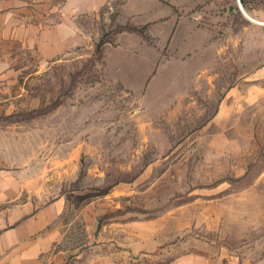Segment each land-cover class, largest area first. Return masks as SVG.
Masks as SVG:
<instances>
[{
  "label": "rangeland",
  "instance_id": "374dc122",
  "mask_svg": "<svg viewBox=\"0 0 264 264\" xmlns=\"http://www.w3.org/2000/svg\"><path fill=\"white\" fill-rule=\"evenodd\" d=\"M243 8L112 0L78 16L67 51L17 69L1 142L75 218V256L233 248L264 232V0Z\"/></svg>",
  "mask_w": 264,
  "mask_h": 264
},
{
  "label": "crops",
  "instance_id": "0c3cea01",
  "mask_svg": "<svg viewBox=\"0 0 264 264\" xmlns=\"http://www.w3.org/2000/svg\"><path fill=\"white\" fill-rule=\"evenodd\" d=\"M108 2L112 0H0V264H264V232L233 248L166 255L111 244L75 256V218L65 219L62 201L47 203L46 176L17 173L16 159L1 142L15 130L9 121L16 113L17 69L31 64L33 56L42 66L49 53L67 51L83 32L78 16Z\"/></svg>",
  "mask_w": 264,
  "mask_h": 264
},
{
  "label": "water",
  "instance_id": "95a60500",
  "mask_svg": "<svg viewBox=\"0 0 264 264\" xmlns=\"http://www.w3.org/2000/svg\"><path fill=\"white\" fill-rule=\"evenodd\" d=\"M239 5H240V9L244 12V14H246V12H245V10H244V8H243V5H242V3H241V0H239ZM247 15V14H246Z\"/></svg>",
  "mask_w": 264,
  "mask_h": 264
},
{
  "label": "trees",
  "instance_id": "16d2710c",
  "mask_svg": "<svg viewBox=\"0 0 264 264\" xmlns=\"http://www.w3.org/2000/svg\"><path fill=\"white\" fill-rule=\"evenodd\" d=\"M241 3L246 6L247 0H241Z\"/></svg>",
  "mask_w": 264,
  "mask_h": 264
},
{
  "label": "bare ground",
  "instance_id": "6f19581e",
  "mask_svg": "<svg viewBox=\"0 0 264 264\" xmlns=\"http://www.w3.org/2000/svg\"><path fill=\"white\" fill-rule=\"evenodd\" d=\"M246 15V14H245ZM247 16V15H246ZM249 17V16H248Z\"/></svg>",
  "mask_w": 264,
  "mask_h": 264
}]
</instances>
